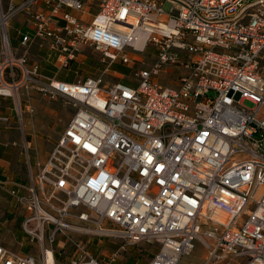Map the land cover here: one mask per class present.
Listing matches in <instances>:
<instances>
[{"label":"built area","instance_id":"built-area-1","mask_svg":"<svg viewBox=\"0 0 264 264\" xmlns=\"http://www.w3.org/2000/svg\"><path fill=\"white\" fill-rule=\"evenodd\" d=\"M18 16L33 31L20 54L7 28ZM36 39L57 71L89 48L105 69L43 76L28 64ZM114 63L132 81H103ZM175 69L176 87L156 82ZM30 86L74 113L27 184L0 180L40 255L0 244V264H117L140 244L156 246L147 264H180L195 243L203 264H264V0H0V97ZM71 233L116 249L94 257ZM67 243L70 260L54 250Z\"/></svg>","mask_w":264,"mask_h":264},{"label":"rangeland","instance_id":"rangeland-1","mask_svg":"<svg viewBox=\"0 0 264 264\" xmlns=\"http://www.w3.org/2000/svg\"><path fill=\"white\" fill-rule=\"evenodd\" d=\"M169 3H164L162 8L165 13H168L170 8ZM15 27L14 20L10 22V32L14 36L15 33ZM131 55H135V53L128 51ZM82 56L78 57L74 62L70 63L69 67L66 69H59V78H68L69 82L73 83L78 80H84L88 79L89 77H99L101 73L105 69V65L101 63V55H99L97 52H95L93 49H84L81 53ZM138 59H140L143 64L136 62L134 64L135 68L143 69V68H149V65L152 61V56L150 53V50L146 51L145 54H138ZM129 69V68H128ZM42 72L45 74L48 72L46 70H51L50 68H47L46 66L42 68ZM131 70V69H130ZM52 71V70H51ZM182 73L181 69H175L172 72L169 73H162L159 76L155 78L156 82L160 85L164 86H170V87H176L177 86V79L179 75ZM47 75V74H46ZM127 79L129 81H132V70L131 72H127L126 75ZM103 81L107 83H115L118 81L119 76L114 73L111 69H109L107 72L104 73V76L102 77ZM34 92L38 96H43L44 94L41 93L38 90V87H32L30 86L29 89L21 88L18 90L17 94L14 95V105H15V111L17 113V116L21 117L19 120L17 127L18 131L20 132L21 139H25L26 132H25V117L24 114L26 113L27 116L31 119L30 126L32 130L35 132V135L37 137H34L36 139H40L42 141L43 146H51V150L55 146L57 140L62 136V133L64 132L65 125L69 123L71 118L73 117L74 108L72 106V103L65 99L61 98L63 101L61 104V112L58 113V115H50L43 113L42 109L39 108L37 105L34 108V105L32 104L31 100L27 99L25 97L28 92ZM25 105L28 106L29 109H25ZM246 107H250V104L246 103ZM26 111V112H24ZM24 118V119H23ZM29 141V139L27 140ZM29 147L28 145H26ZM39 147H35L32 145L31 148H29L28 156L31 157V151L34 150L35 154H37ZM38 149V150H37ZM4 197H7L10 199L8 194H5ZM22 212V211H21ZM20 211L18 212V214ZM14 218L17 216V213L13 214ZM9 219L5 215L0 218V244H2L4 247H7L11 251L18 252L22 251L23 253H30L32 256L35 257V259L40 260L39 251L37 250V245H31L30 247L26 244H29V238L28 236L22 231L21 228V219L22 216L20 215L18 219L15 220L14 223H12L10 226L12 227V233L9 231ZM6 222L5 228L2 226ZM72 239L80 242L82 241L85 247L88 249L89 253L92 256H98L100 259H102V253L103 254H110L113 250H115L116 246L114 242L107 241V240H101L99 237H88V236H79L77 234H70ZM101 240L100 247L98 248L96 246L97 241ZM88 241V242H87ZM22 244V246H21ZM196 248L193 251V253L189 256H184L181 259L180 264H203L204 263V256H205V250L200 244H196ZM21 246V247H20ZM28 249V252H25L24 249ZM56 251H61L62 258L64 257V260L68 259L70 260L74 253L75 249L72 248V246L69 245V243L65 244V246L60 250L59 248H54ZM157 249L156 246L149 245V244H140L138 247H131L129 248L124 255V257L121 259V261H118L117 264H147L150 259L155 255ZM129 259V261H127Z\"/></svg>","mask_w":264,"mask_h":264},{"label":"crops","instance_id":"crops-1","mask_svg":"<svg viewBox=\"0 0 264 264\" xmlns=\"http://www.w3.org/2000/svg\"><path fill=\"white\" fill-rule=\"evenodd\" d=\"M94 14L92 11L90 14ZM15 33L14 36L10 32V22L8 24V34L10 38V43L13 47H18V54L23 52V48L20 47V41L23 36L30 35L33 36L32 27L29 26L25 22L23 17H15L14 19ZM12 20V21H13ZM48 42L36 39L34 43L30 44L28 47V64L33 65L37 64L39 66V70L43 76L54 78L57 81L59 80V71L55 68L53 63V59L48 54ZM50 68L51 70L48 71L46 74L42 71L43 67ZM119 76L117 82L126 83L128 84L130 81L124 74L116 73ZM68 83V82H67ZM23 88V87H21ZM20 89V88H19ZM25 97L31 100L32 104L35 106L37 105L39 108L42 109L43 113L50 114V115H58L61 112V104L62 100L60 99H51L47 95L38 96L36 93L30 91ZM25 109H29L27 105L24 106ZM26 112V111H24ZM0 115L9 118L8 123H0V180L8 182L6 189H12L14 185L19 184H27L28 182V165L31 166L32 170L36 169L38 164H44L46 162L47 156L51 152V146H43L42 141L36 139L35 132L32 130L30 123L31 119L24 114L25 117V132L26 138L21 139L20 132L18 131L17 124L19 122V117L15 111V105L12 99L7 97H0ZM24 119V118H23ZM22 121V119H21ZM67 125H65L66 128ZM64 128V129H65ZM29 139V141H27ZM28 145L29 147H27ZM33 146L39 147L37 150V154H35L34 150L31 151V157L29 158L28 152L29 148ZM7 192H3L0 190V218L5 215L10 217L9 219V231L12 233L13 229L10 226L12 223L15 222L16 219L22 214L20 212L18 214V210L12 208L10 205V199L4 197ZM17 213V216H13V214ZM5 228L6 222L2 224Z\"/></svg>","mask_w":264,"mask_h":264},{"label":"trees","instance_id":"trees-1","mask_svg":"<svg viewBox=\"0 0 264 264\" xmlns=\"http://www.w3.org/2000/svg\"><path fill=\"white\" fill-rule=\"evenodd\" d=\"M108 69H111L114 73H121V74H124L125 76L127 75V72H131V70L130 69H128L127 67H125V66H123L122 64H118V63H114V64H112V65H110L109 66V68ZM64 80V81H66V83L68 82V83H71V82H69L68 80V78H59V80ZM85 80V79H84ZM123 84H126V83H123ZM25 250V252H28V249L26 248V249H24ZM127 261H129V259L127 260Z\"/></svg>","mask_w":264,"mask_h":264},{"label":"bare ground","instance_id":"bare-ground-1","mask_svg":"<svg viewBox=\"0 0 264 264\" xmlns=\"http://www.w3.org/2000/svg\"><path fill=\"white\" fill-rule=\"evenodd\" d=\"M17 94V93H16ZM15 92H14V95H16Z\"/></svg>","mask_w":264,"mask_h":264}]
</instances>
